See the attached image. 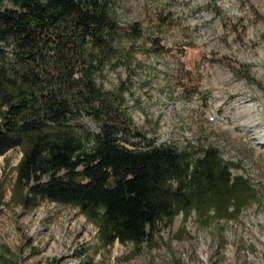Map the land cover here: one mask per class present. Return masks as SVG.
Listing matches in <instances>:
<instances>
[{
    "label": "trees",
    "instance_id": "1",
    "mask_svg": "<svg viewBox=\"0 0 264 264\" xmlns=\"http://www.w3.org/2000/svg\"><path fill=\"white\" fill-rule=\"evenodd\" d=\"M141 29L120 25L115 0H0V156L20 152L10 199L78 208L101 247L149 244L178 214L205 227L234 219L256 197L230 191L257 195L214 146L140 142L125 103ZM119 67L126 78L106 89ZM0 264L22 263L4 246Z\"/></svg>",
    "mask_w": 264,
    "mask_h": 264
},
{
    "label": "rangeland",
    "instance_id": "2",
    "mask_svg": "<svg viewBox=\"0 0 264 264\" xmlns=\"http://www.w3.org/2000/svg\"><path fill=\"white\" fill-rule=\"evenodd\" d=\"M115 1L121 26L138 22L142 28L131 47L135 70L126 79L125 103L144 135L140 142L193 151L214 146L257 191H230L236 202L256 198L234 219L209 227L194 214L187 220L178 214L149 244L101 247L96 226L78 208L47 200L24 208L11 201L20 152L8 150L0 156V248L15 252L22 264H264V153L249 136L237 141L215 123L233 115L242 93L252 94L264 115V0ZM155 37L160 54L151 47ZM126 76L119 67L104 87ZM221 76L229 79L216 83ZM233 84L242 88L230 89ZM219 96L227 99L215 109Z\"/></svg>",
    "mask_w": 264,
    "mask_h": 264
},
{
    "label": "bare ground",
    "instance_id": "3",
    "mask_svg": "<svg viewBox=\"0 0 264 264\" xmlns=\"http://www.w3.org/2000/svg\"><path fill=\"white\" fill-rule=\"evenodd\" d=\"M264 59V57H263ZM260 72V71H259ZM229 78L217 77L216 83L224 82ZM241 84V83H240ZM240 85L233 84L230 89H239ZM220 88V87H219ZM242 88V87H241ZM219 89L217 92H220ZM242 96L234 106V112L228 119L216 118L215 123L222 125L227 129L237 141L252 139L253 145L256 147L257 153H264V115H261L262 109L259 107V102L252 100V94L242 93ZM250 97V98H248ZM215 102V109L219 108L220 104L226 101L224 97ZM240 127V129H238ZM241 131V133H240ZM249 136V139L247 140Z\"/></svg>",
    "mask_w": 264,
    "mask_h": 264
}]
</instances>
